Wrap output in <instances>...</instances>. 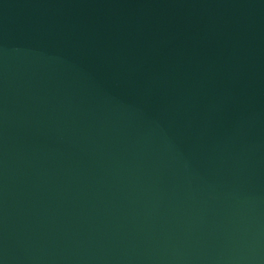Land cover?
<instances>
[{
    "label": "water",
    "instance_id": "95a60500",
    "mask_svg": "<svg viewBox=\"0 0 264 264\" xmlns=\"http://www.w3.org/2000/svg\"><path fill=\"white\" fill-rule=\"evenodd\" d=\"M0 264H264V0H0Z\"/></svg>",
    "mask_w": 264,
    "mask_h": 264
}]
</instances>
